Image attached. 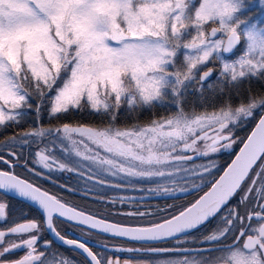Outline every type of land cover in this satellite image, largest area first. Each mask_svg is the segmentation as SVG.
Wrapping results in <instances>:
<instances>
[{
	"label": "snow or ice",
	"instance_id": "6c2138e0",
	"mask_svg": "<svg viewBox=\"0 0 264 264\" xmlns=\"http://www.w3.org/2000/svg\"><path fill=\"white\" fill-rule=\"evenodd\" d=\"M0 264H264V0H0Z\"/></svg>",
	"mask_w": 264,
	"mask_h": 264
}]
</instances>
